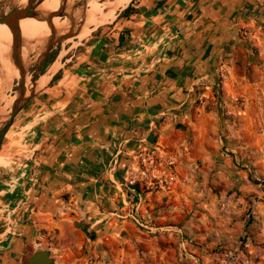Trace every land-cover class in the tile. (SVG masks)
Listing matches in <instances>:
<instances>
[{"label":"crops","instance_id":"1","mask_svg":"<svg viewBox=\"0 0 264 264\" xmlns=\"http://www.w3.org/2000/svg\"><path fill=\"white\" fill-rule=\"evenodd\" d=\"M246 39L264 45V0H132L77 61L50 54L12 126L20 157L0 159V256L21 253L73 203L118 210L136 200L129 184L149 171L155 129L180 123L207 69ZM24 200L40 223L14 226V237L9 219L24 216Z\"/></svg>","mask_w":264,"mask_h":264},{"label":"rangeland","instance_id":"2","mask_svg":"<svg viewBox=\"0 0 264 264\" xmlns=\"http://www.w3.org/2000/svg\"><path fill=\"white\" fill-rule=\"evenodd\" d=\"M22 1L0 0V18ZM70 2L79 9L86 6L84 0ZM230 50L207 69L180 117L183 127L160 126L153 132L149 171L142 167L141 177L129 184L137 189L136 200L118 210L66 206L47 218L48 228L38 227L32 243L23 241L21 253L0 256V264H21L22 257L27 262L36 251H49L53 264H230L231 255L236 264H264V45L246 39ZM83 51L85 40L70 38L49 60L77 61ZM31 53L30 60L37 50ZM19 86L20 79L12 85L13 98ZM15 118L2 130L0 159L7 167L20 157ZM14 131L18 136L13 138ZM33 206L30 200L22 202L24 216L15 211L8 234L16 235V225L33 224ZM133 212L149 228L139 225Z\"/></svg>","mask_w":264,"mask_h":264},{"label":"water","instance_id":"3","mask_svg":"<svg viewBox=\"0 0 264 264\" xmlns=\"http://www.w3.org/2000/svg\"><path fill=\"white\" fill-rule=\"evenodd\" d=\"M45 0H27L26 4L15 8L10 13L6 14L3 18H0V24L6 25L11 34L13 35V44L11 47V58L14 66L19 70L20 86L15 94V101L13 102L6 121L0 127V133L8 126L12 125L14 118L27 104V102L34 95L36 90L35 79L41 73V67L48 59L51 52L54 51L59 45H62L66 40L74 37H78L84 25L85 12L88 8L87 1H85V8L79 9L76 4L70 2L71 0H60V7L56 12H50L42 14L39 11V7ZM82 12V16L79 15ZM36 19L41 22L47 23L51 34L48 38L37 40L34 42L26 43L22 38L21 31L19 29V22L23 19ZM55 18H60L68 23L67 29L64 31H58L53 21ZM82 21V24H79ZM28 48L29 60L27 62L24 59V48ZM37 50V54L30 60V55L33 50ZM35 67L33 75V81L28 84L29 75L31 74V68ZM180 127H183L177 124ZM3 136L0 137V150L2 146ZM84 228V225L79 224ZM90 227H87L86 232L90 234ZM54 260L51 258L49 251H36L27 262L21 259V264H53Z\"/></svg>","mask_w":264,"mask_h":264},{"label":"bare ground","instance_id":"4","mask_svg":"<svg viewBox=\"0 0 264 264\" xmlns=\"http://www.w3.org/2000/svg\"><path fill=\"white\" fill-rule=\"evenodd\" d=\"M86 1L88 8L85 12L84 25L79 35V38L83 40L89 38L93 31L100 25L107 24V21L110 19H115L117 13L126 8L132 0H114L110 2H104V0H96L94 2H89V0ZM26 3L27 0L22 1V4ZM60 4L59 0H45L39 7V11H41L43 15L56 12ZM101 6L103 9H101ZM82 14V12H79L80 16H82ZM35 22H37L36 25L31 26L32 23ZM53 24L55 28L61 32L68 27V23L60 18H55ZM92 26H95V28L91 29ZM19 29L26 43L48 38L51 34L47 23L31 18L21 20L19 22ZM12 44L13 35L11 31L6 25L0 24V127L6 121L9 110L15 101V97H12L14 96L11 91L12 85L14 86L16 81L20 78L19 70L14 66L11 58ZM28 52V48L25 47L23 52L24 55L27 56ZM56 66L57 64L54 65L55 69H52V71L55 70L56 72ZM43 80L45 81L46 79ZM90 234H92V229L90 230Z\"/></svg>","mask_w":264,"mask_h":264},{"label":"built area","instance_id":"5","mask_svg":"<svg viewBox=\"0 0 264 264\" xmlns=\"http://www.w3.org/2000/svg\"><path fill=\"white\" fill-rule=\"evenodd\" d=\"M130 185L133 186L134 185V181H131L130 182ZM131 216L137 221V223L139 225H141L142 227H145V228H149V226L145 222H143L145 220L139 219L138 216H137V214H135V212H133V215H131ZM236 262L237 261H236L235 256L234 255H231L230 258H229V263L230 264H236Z\"/></svg>","mask_w":264,"mask_h":264},{"label":"trees","instance_id":"6","mask_svg":"<svg viewBox=\"0 0 264 264\" xmlns=\"http://www.w3.org/2000/svg\"><path fill=\"white\" fill-rule=\"evenodd\" d=\"M130 7L126 10V12H125V14H128V13H130ZM5 132V131H4Z\"/></svg>","mask_w":264,"mask_h":264},{"label":"flooded vegetation","instance_id":"7","mask_svg":"<svg viewBox=\"0 0 264 264\" xmlns=\"http://www.w3.org/2000/svg\"><path fill=\"white\" fill-rule=\"evenodd\" d=\"M3 136L4 137V131L0 133V137Z\"/></svg>","mask_w":264,"mask_h":264}]
</instances>
